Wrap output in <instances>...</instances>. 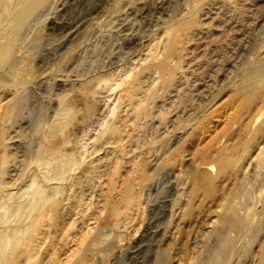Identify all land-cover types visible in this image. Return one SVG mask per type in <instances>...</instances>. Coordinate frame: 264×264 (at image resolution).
Instances as JSON below:
<instances>
[{
    "label": "rangeland",
    "instance_id": "obj_1",
    "mask_svg": "<svg viewBox=\"0 0 264 264\" xmlns=\"http://www.w3.org/2000/svg\"><path fill=\"white\" fill-rule=\"evenodd\" d=\"M126 1H128V0H126ZM232 1L233 0H210L209 3L206 4V8H205L206 11H208L210 9L211 10L210 12L212 14L209 12L208 14L206 13V15H203L202 18H203L204 26L202 27L203 29H200L201 30L200 34L196 35L194 37L195 39L193 38L194 41L192 39V40L187 41L185 44L181 45L182 50L184 52L183 53L184 57L186 56V59L184 58V63L186 65L185 67H187V69H185V67L183 68V70L180 72L181 75L179 74L180 77L182 76L181 77L182 81H181V79H179V81L176 82V84L174 85L173 88H170L167 91H162L161 94L159 95V97H157L154 101L150 100L149 103L147 104L148 107L150 108L149 113L145 114V115H141L142 117L136 116L135 112L132 109V106H134L135 103L137 104L138 102H140L143 95H142V93H138L134 96V98L131 97L130 91L128 89L129 88V82L120 86L117 89L116 94H114L113 97H109V96H106L107 92H108V91L106 92V90L104 92H102V94H101V92H98V93L93 92L92 90L93 89L95 90L96 86L94 85L95 81H91V79H92V77H94L95 75H97L101 72H104V73L109 74L111 76L113 71L118 69L120 63L109 64V65H106L107 67L105 66V64L108 60L107 56L110 54L113 47H116V49H117V47H119L115 51L116 53H122L123 52V54H125V55L127 54V53H124L125 50L122 49L124 47L120 46V43H122L124 41V38L128 35V33H126V31L119 30V28H121L124 25L122 23L133 24L134 26H136V28L138 26H140L139 29L142 27L144 28V29L142 28L140 30L138 28L136 29L137 32L140 31V33H139L140 35L142 34L141 35V38H142L141 42L137 47V48H139V47L140 48L136 50L137 52H135L134 56H131L129 58V56H127L128 54L126 55L127 56L126 61H129L131 63H136V62L139 63V62H141L142 59L137 57V56L140 53L145 54L146 51H148L147 45L154 38V35L156 36V33H157V36L161 35V33H162L161 31L164 29V27L170 23V22L166 23V22H164V20L166 18L168 19L169 16L171 17V16L175 15V12H176V16L179 17L181 15V13H183L186 10L185 8L187 7V0L186 1L185 0H183V1L182 0L181 1L180 0H178V1L174 0L175 4L173 2V6H171V8H170L172 13L169 10V12H167V13L165 12L164 14H162L164 16H162L160 13H158L157 10H153L150 13V15L147 17L149 20H151L152 24L151 23L147 24L146 21L142 22V20H145V19H143V18H145V17H143L144 16L143 14H146L145 12H143L144 9H142V8L145 5H147V3H148V5L153 6L154 5L153 0H132V4L131 5L129 4L128 7L133 6L134 8H136L134 13H136V10L138 12V8L140 11V8H141V10H143V11H141L142 14H140V12H138L137 14H134V15L129 13L131 15L130 16L127 13L128 12L127 7L120 6L118 11H116L114 13L112 12V13L106 15L105 17L100 18L99 21H96L94 24L87 26L85 31H81L80 32L81 34L78 33L79 36H78V34L76 35V37H78V40H76L75 42H72V44L70 43L73 46H70V48H67L69 46L68 45L69 43H67L66 46H64L60 50L59 53H62L64 50L68 49V50H66V52H64L65 54L63 53L61 58L58 59L59 61H57V62H55V64L51 65L50 69L48 71H46L43 75L40 76V78L43 79V85H42L43 87H41V89H40L42 91H40L39 89L37 90L38 93L40 94V95L38 94V96H39L38 100L31 101L33 103H31V102L28 103L27 108H25L26 110L28 109L27 111L25 110V114H27L25 116H27V119L28 118L29 119L27 122H25L26 124L24 123L25 125L22 126L23 128L22 127L20 128V132H21L20 140L22 139L20 142L23 143V148H25V150L30 153V151H32V149L34 147L32 145L36 144L35 148H37L38 147L37 144L39 143V141H42V142L45 141V138H46L45 136L51 131L52 126H58L61 124H65L66 128H64L63 131H59V132L57 131L59 134L56 132L55 135L52 136V139H56L60 142L59 145H60V147L63 148V150L62 151H55L54 154L46 156V157H39L37 155H34L33 153H30V154L27 153L26 154L24 152L25 156L20 155V157L18 156V157L12 158V160L9 162L8 168H9V170H11V172L9 171L11 174L8 172V174H5L2 178H0V189L2 188L0 190V210H1L0 211V225L2 224V226H0V230H1L0 231L1 232L0 237L2 236V233L4 232L7 236H12V237L16 236L15 238H19L22 235L21 233H23V231L25 230V228L27 226V223L29 221L28 219L31 217V215H34L36 213V211H38L41 208L43 203H40V202H42V200H40V198L42 197L41 199H44L46 197H49L50 195H54V196L57 195L63 199L62 200L63 203L61 204V207H62L61 208V215L56 218L53 226H51V227L47 226L48 229L46 228V226H44L45 228L43 227L45 229V231H46V229L48 230L47 231V237L45 238V241H43L44 239L43 240L41 239V241H40V239H38L41 243V247H40V250L38 252V255H40V256L36 257V262L34 264H88V263L89 264H92V263L96 264V262H97V264H106V263L107 264H115L117 262H118L117 264H157V263L163 264V261H164V264L165 263L166 264H170V263L171 264H193L198 258L203 257L204 254H205V256H207V254L209 253V248H207V247H210V245H213L215 242L212 241V239L209 242H208V240H206V231L210 230V228L213 226L214 222H216L217 216L212 215L210 217L211 220H208L207 222H205L203 224L204 226L202 225V228L200 226L196 229H191L190 232H187V234L185 233L184 236H181L182 238L180 237V239H177L178 235H180V230H179L178 226L176 225V223L173 222L169 226H165L164 223H162L164 221L163 220L164 214H163V212L161 213L160 208H161V204H163L164 197H161V196H166L167 192H165V191L167 190V185H168L167 183H169V181L173 180V179L177 180L178 183H179V180L182 182L181 184H178L175 181L176 182V188H175L176 194L175 195L179 194L183 190L186 191V189L188 187V184L186 182L190 181L189 171H190V169H192L191 166L189 168V164L193 165L194 158L196 159L195 155L198 152V149H203L204 147H207V145L214 138V136L220 135V133L225 129V127L227 126L226 122H228L227 117H229L228 113H230L233 106L235 105L232 92H233V90L238 88L239 85H241L243 76H242V70L239 69V65H235L233 68L234 62H232V64L230 63L231 62V60H230L231 55L230 54H232L231 52L235 49V47L237 45L236 43H238V40L240 39V37L245 36V35H240L239 33H236L237 35H235V33H233V32L231 33V31H228L229 29L226 27L225 22H227V20L230 18L229 17L231 15L230 13H233L234 6L238 5V7H246L247 6V7L254 8V5H253L254 3H252V1H246V0H245V2H244V0H240V2H239V0H235L233 2ZM211 2H213V3H211ZM228 2H230V3H228ZM218 3L220 4V6ZM258 3L261 4V9H263L264 8V4H263L264 0H261L260 2L258 1ZM82 4H85V3H82ZM179 4H180V7H178ZM215 4H216V6H214ZM74 7H72V8H74ZM72 8L69 10L72 11ZM120 8H122V9H120ZM172 10H174V11H172ZM231 10H232V12H230ZM70 11H66V13L69 12L67 14V16H66V13L65 14L63 13L65 16L64 15H62V16L63 17H69L71 15ZM219 11L220 12L222 11V13H220ZM72 12H73L72 13V15H73L75 13L74 9ZM158 15H161V17H163L164 19L159 17ZM165 15H167V16H165ZM151 17H153V18H151ZM220 17L222 20L219 19ZM224 17H227L228 19L224 18ZM120 18H121V20H120ZM209 19H211L212 21L210 20V22H208ZM215 19H217V20H215ZM225 19H226V21H225ZM112 20L115 22L110 23V21H112ZM116 20H118V21H116ZM156 20H158V21H156ZM204 20H206V23ZM123 21H125V22H123ZM159 21H160V23H159ZM215 21H217V22L215 23ZM220 22H222V24ZM143 23L144 24L146 23L147 25L145 24L143 26ZM217 23H219V24H217ZM212 26L215 28V30ZM147 27H148V29H147ZM217 29H219V30L217 31ZM152 30H153V32H151ZM210 31H211V33H209ZM214 31H216V33H214ZM224 31H226V32H224ZM252 31L253 32L255 31L254 34L257 33V30H252ZM89 32H90V34H89ZM143 32L144 33L148 32V33L144 34ZM220 32H221V34H220ZM210 34H212V35H210ZM217 35H219V36H217ZM117 37H119V38L122 37V38L120 40H115L113 42L114 38H117ZM204 37H206L205 38L206 41L204 40ZM230 38L232 39V41ZM216 40H218V42H216ZM222 40H224V41H222ZM233 41H235V42H233ZM116 42H118L119 45ZM189 42H192V43H190L191 45L189 44ZM209 42H211V43H209ZM220 43H222V44H220ZM225 44H227V45H225ZM234 44H235V46H234ZM208 45H210V46H208ZM108 46H112V47H108ZM233 46H234V48H233ZM107 47L109 49H107ZM190 49H191V51H190ZM193 49H195V50H193ZM119 50L120 51L122 50V52H120ZM206 50L209 53L204 52ZM255 50H257V49H255ZM185 51H187V53ZM228 51H229V53H228ZM256 52L257 53L254 56L253 60L252 61L250 60L249 62H247L249 65H252V63H254L253 65H258L261 63V59H262L261 57L263 54L258 52V51H256ZM210 53H212V54H210ZM104 55H105V58L103 59L102 57H104ZM194 55H196V56L194 57ZM216 55H217V57H216ZM55 56H57V54H54V53L51 54V57H55ZM209 56H211V57H209ZM160 57H161V55H160ZM206 59L209 60L210 62H208ZM212 59H213V61L211 62ZM221 59H223V60H221ZM224 59L226 61H224ZM196 60L199 62H197ZM52 61H54V60H52ZM142 61H143V63H146V62H144V60H142ZM204 62L206 64L209 63V64H207L208 67H207V65L205 66ZM213 62H214V64H213ZM150 63H152V61H150ZM196 64H198V65H196ZM189 65H190V67H189ZM58 66H60V67H58ZM199 67H200V70H199ZM105 68H107V69H105ZM220 68L221 69L223 68L222 71ZM136 70L138 71V69H136ZM188 70L189 71L191 70V72H189ZM201 70H202L203 74L202 73L200 74ZM81 73H83V74H81ZM147 73H149V74H147ZM142 74H143L142 75L143 80H145L144 83H146V85L148 83H150V81H152L151 79H153V77L150 78V81L148 79V76L151 74L149 69L142 70ZM211 74H212V76H211ZM43 76H44V78H43ZM214 76L217 78H215ZM189 77H190V79H189ZM195 78H199V79H195ZM157 79L154 82H156V81L158 82L159 79L158 80ZM87 80L89 82H87ZM214 80L216 82H214ZM90 83H91V85H90ZM92 83H93V86H92ZM195 84H197V85H195ZM48 85H52V90H50L51 92L48 90V87H47ZM80 86L81 87L83 86V88L84 87L85 88L84 89L82 88V90H81ZM63 87H67V89L65 88V90H64ZM191 87H192V89H191ZM193 87H194V89H193ZM229 87H230V89L228 90ZM69 89L70 90L72 89L74 91H71L72 92L71 93ZM197 89H199V90H197ZM101 90H103V89H101ZM184 90H186L185 93H184ZM196 90H197V92H196ZM201 90L203 91V93ZM56 91H57V93H56ZM87 91H88V93H87ZM187 91L189 93H191V97ZM49 92H50V94H48L49 95L48 96L47 93H49ZM68 92H69V95H68ZM41 93H42V95H41ZM43 93H45V94H43ZM54 93H56V94H54ZM65 93H67L68 97L73 96V97H71L72 100L75 103H77L76 104L77 107H75V108L73 107V109H71L70 111L67 109H64L60 106V98H61L60 94L62 96ZM90 93H92V94L95 93V94L92 96V94H90ZM74 94H75V96H74ZM176 94L179 97H177ZM56 95H58L60 98ZM101 95H103L104 97ZM41 96L42 97L44 96V97L41 98ZM82 96H84V99ZM96 96H98L100 99ZM212 96H213V98H212ZM52 97H54V98H52ZM56 97H58L59 99ZM93 97H95V98L93 99ZM205 98H206V100H205ZM39 99L40 100L43 99L42 102ZM188 99H189V102H188ZM48 100H50V101H48ZM55 101H57V102H55ZM85 101H87V102H85ZM89 101H91L90 103L97 104L98 109L90 110L88 112L87 111V105H88ZM190 101H191V103H190ZM49 102H51V104ZM53 102H55V103H53ZM78 103H80V104H78ZM145 103H147V102H145ZM204 103H205V105H204ZM174 104H175V106H174ZM46 105H49V106L46 107ZM117 105H118L119 109L121 108L119 110V114L122 112L121 115L124 116L125 118L129 119L127 122V125L125 127L126 129L121 134V138L119 137L120 134H116L113 136L106 135V134L103 135V130H104V127L107 123V121H105V120L108 119V121H109V119L114 116L113 108ZM172 105L174 108L172 107ZM195 105H196V107H194ZM231 105H232V107H231ZM31 107L34 109V111ZM45 107H46V110H45ZM54 107L57 109H54ZM193 107H194V109H193ZM126 108H127V110H125ZM74 109H75V111H74ZM213 109L215 112L213 111ZM226 109H227V111H226ZM229 109H231V110H229ZM30 110H32V111H30ZM41 111H42V113H41ZM178 111H180L181 113ZM182 112H184V113L182 114ZM33 113H35V114H33ZM80 113H82V114H80ZM88 113H89V115H88ZM110 113H111V115H110ZM78 114H80V115H78ZM81 115H83V116H81ZM125 115L126 116L128 115V116L126 117ZM98 116L100 118L103 117L104 119L100 120V118ZM156 116H158V118H156ZM223 116L224 117L226 116V118H224ZM53 117H55V118H53ZM67 117H68V119H66ZM69 117H70V119H69ZM185 118H187V119H185ZM54 119H56V120H54ZM91 119H92V121H91ZM131 119H133V120H131ZM49 121H51V122H49ZM169 121H171V122H169ZM222 121H225V123ZM93 122H95V123H93ZM159 122H160V124H159ZM27 123H28V125H27ZM67 123H70V124L68 125ZM174 123L177 126H175ZM188 123H190L189 126H188ZM214 123H216V125ZM71 124L73 125V127ZM168 124H169V126H168ZM29 125H30V127H29ZM79 125H81V126H79ZM219 125H222L221 127H224V128H220ZM74 126L77 129L74 128ZM82 126L83 127L89 126V127H87L85 129ZM217 126H219V127L216 128ZM78 127H80L79 128L80 130L78 129ZM155 127H157V128H155ZM170 128H172V129L170 130ZM180 129H182V130H180ZM77 130H79V131H77ZM35 131L38 134H36ZM64 132H66L67 136H68L67 137L68 140L65 142L62 139L63 136H61L64 134ZM79 132L82 134H80ZM32 133L35 135H33ZM41 133H43V134H41ZM178 135H180V136H178ZM205 135H207L208 137ZM31 136H32V138H31ZM57 136H60V137H57ZM26 137L29 138L28 139L29 142L26 140L27 139ZM84 137H85V139H84ZM165 137H167V138H165ZM111 138H113V139H111ZM114 138L115 139L117 138L118 140L117 139L115 140ZM132 138H134L135 140L134 139L132 140ZM23 140H26L27 142L23 141ZM89 141H90V143H89ZM104 141H106V142H104ZM115 143H117V144H115ZM13 144H15V142L12 143V147L16 148V145L14 146ZM99 144H101V145H99ZM107 144H109V145H107ZM153 144H155V145H153ZM262 144L264 145V141L261 142V146H262ZM105 145H106V147L104 148ZM196 145H198V146H196ZM190 146H192V147H190ZM13 150H15V149H13ZM66 151H70L71 153H74V156L70 157L69 155H65ZM189 151H191V152H189ZM122 154L124 157L122 156ZM256 154H257V151L253 152L252 153L253 156L251 155L250 158L245 159L242 163L241 172L247 173L246 174L247 178L245 179L244 184L240 186V195L239 196L241 197L240 199L243 200L244 199L243 197H245V195H246L245 199H248L250 202H252V204L254 202H256V199H258V201L255 205V208H254L255 216L253 218V222L255 223V225L259 229L258 233H257L258 236H257L256 240H254L253 238H250V236L248 234L245 233L243 238L239 241L240 249L237 252H235V255L233 254V256H232L233 260L231 259L230 263H228V264H264V192L263 191L258 192V191L264 190V180H263L264 174L260 175V177H259L258 175L252 173L253 165L251 164V162L253 160H255ZM182 155H183V157H182ZM32 157H35V159ZM177 157H179V158H177ZM127 158H129V159H127ZM28 159H29V161H28ZM145 160H147V161L145 162ZM168 160H170L171 163H168L169 162ZM58 161H61V162H58ZM76 161L79 163H77ZM90 161H91V163H90ZM187 161H189V162H187ZM108 163H110L111 166H113L115 168L110 167V164H108ZM128 164H130V165H128ZM41 165H43V166H41ZM78 165H79V167H78ZM81 165H82V167H81ZM103 165L105 167H102ZM131 165H133L132 168L130 167ZM164 166H166V169ZM88 167H89V169H88ZM128 167H129V169H128ZM167 167H169L170 169H168ZM140 168H142V171L140 170ZM162 168H164V169H162ZM103 169L104 170L106 169L105 170L106 172L103 171ZM136 169H137V171H136ZM84 170H85V172H84ZM109 170L111 173L108 172ZM186 170H187V172H186ZM17 171H19V172H17ZM128 171L131 174H129ZM98 172H99V174H98ZM20 173H22V174H20ZM82 173H84V175ZM104 174H106V175H104ZM169 174H170V176H168ZM97 175H98V177H97ZM21 177H23V178L21 179ZM43 178H44V180H42ZM175 178H178V179H175ZM65 179H66V182H65ZM81 179L83 181H81ZM108 179H109V181H108L109 185L107 186L108 183H106V181ZM56 180H57V182H56ZM58 180L60 183L58 182ZM50 181H51V183H50ZM63 181L65 183H63ZM84 181L87 183L85 184ZM17 182H18V184H17ZM79 182H80V184H79ZM91 182H92V184H91ZM129 182L134 185L133 191L135 192V195H137V193H139V191L142 190V186H143V184H145V187L143 188V194L141 197V199H143L142 203L139 205L137 203V206H136V202H135L134 205L132 206L133 208L131 207L128 211L122 212L120 215H113V213L111 211V206L108 205V202H110L115 197V195L118 193V191L119 192L122 191L129 184ZM36 183H37V186H36ZM43 183H45V184L43 185ZM121 183H123V184H121ZM52 184H54V185H52ZM78 184H79V186H78ZM86 185H88V187ZM184 185L186 188L184 187ZM48 186L52 187V188H49ZM85 186L88 189H86ZM119 186H121V187H119ZM3 187H5V188L3 189ZM8 187H10V189ZM80 187H82V188L84 187V188L81 189ZM260 187H261V189L259 190ZM30 188H31V190H30ZM32 188H34V189H32ZM103 188H104V190H103ZM252 188L255 190V192ZM148 189H149V191H148ZM26 191H27V194H25ZM246 191L250 194H248V195L245 194ZM29 192H31L32 195ZM242 193H244V194H242ZM261 193H262V196H261ZM44 194H45V196H44ZM150 194H152V195H150ZM153 194H154V196H153ZM143 195H144V197H143ZM25 196H26V198H25ZM43 196H44V198H43ZM34 197H36V198H34ZM82 197L85 199H88V200H85ZM87 197H89V198H87ZM94 197H95V199H92ZM28 198L29 199L31 198L33 203ZM155 198H157V200ZM186 198H188V196ZM66 200H67V202H66ZM64 201L66 204L64 203ZM146 201H148V202H146ZM157 201H159V202H157ZM35 202L36 203L38 202V203L36 204ZM123 203L124 202H122L121 204H123ZM159 204H160V206H159ZM33 206H36V207H33ZM100 206H101V208H100ZM67 207L69 209L71 207H73V208H71L69 210ZM153 207L154 208L156 207V208L154 209ZM32 208H33V210H32ZM169 208H170L169 209V215L175 214L176 217L179 216L180 209H178L177 206L174 208L173 212L171 210L172 208L171 207H169ZM158 209H159V211H158ZM131 210L133 211V213ZM26 211H27V213H26ZM31 212H32V214H31ZM66 212H68V213L70 212V213L68 214ZM71 212H72V214H71ZM129 212L131 213V217L129 215L130 214ZM97 213H99V214H97ZM126 213L128 214V216H126L127 215ZM96 214H97V216H96ZM27 216H29V217L27 218ZM151 217L154 218L153 221H152ZM156 217H158V219ZM119 218L120 219L122 218V219L119 221L120 222L119 225H116ZM24 219H25V221H24ZM65 219H66V221H65ZM73 219H75V220H73ZM150 221H151L152 225L146 226L145 223H149ZM156 221H157V223H156ZM122 222H124V223H122ZM158 222L161 223L160 224L161 226H159ZM123 224H125V225H123ZM127 224H128V227L125 228V226ZM5 226H6V228H5ZM105 227H106V229H105ZM111 227H114V229H116L117 231L114 229H111ZM122 227H123V230H125L126 232L123 230L121 231ZM156 227L158 230L156 229ZM56 228H58V229H56ZM100 231H101V238H100L99 243L96 244L97 249H95L93 251L87 250L86 248L90 244V243H88L89 240L91 242L95 238L96 233H98ZM118 232H119V234H118ZM15 233H17V234H15ZM17 235H18V237H17ZM139 235H141V236L139 237ZM144 235H146V236H144ZM147 235H148V238H147ZM50 238L52 239V241ZM112 238H114V239H112ZM157 239H158V241H157ZM176 239H177V241H176ZM128 240H130V241L132 240V241L130 242ZM127 242H129V243H127ZM0 243H1V238H0ZM140 244H142V246H140ZM153 244H155V245H153ZM205 245H208V246H205ZM12 246L13 245L9 244L5 248V250H3V252H2L1 247H0V264H5L6 259L9 257L8 255H10V253L12 252V249L14 248ZM143 246H145L146 250H144L145 248ZM160 246H161V248H159ZM117 249L119 251H117ZM110 250H112V251H110ZM154 250H155V253H154ZM101 251H103V252L100 253ZM104 251H107V252H104ZM244 251H246V252H244ZM132 252H133V254H132ZM166 252H167V254H166ZM167 255L169 256L168 258H167ZM159 256H160L161 261L159 260ZM163 256L165 258L164 260H163ZM112 258L114 259L113 261H112ZM86 259H88V261H86ZM100 259H102L103 261ZM103 262H105V263H103ZM21 263H24V259H20V264Z\"/></svg>",
    "mask_w": 264,
    "mask_h": 264
},
{
    "label": "bare ground",
    "instance_id": "obj_2",
    "mask_svg": "<svg viewBox=\"0 0 264 264\" xmlns=\"http://www.w3.org/2000/svg\"><path fill=\"white\" fill-rule=\"evenodd\" d=\"M178 1V0H177ZM181 1V0H180ZM183 1V0H182ZM186 1V0H185ZM210 0H187L186 10L181 13L179 17L175 15L169 16V18L165 19L164 22L169 23L164 29L161 31V35L156 36L150 41L148 46V51L145 54H139L137 57L141 58V62L139 63H131L126 61L127 56L129 58L134 56L138 45L141 42L140 26L136 31V26L133 24H124L119 30L126 31L128 35L124 38V41L120 43L122 49L125 50L122 53H116L115 51L119 48L113 47L110 54L107 56L108 60L105 64H115L120 63L118 69L113 71L111 76L104 72H101L94 77H92L91 81H95L94 85L96 89L92 90L93 92H104L106 90L107 95L109 97H113L116 94L117 89L129 82V91L131 97L138 93H142V99L137 104L135 103L132 106L133 111L136 116L140 117L141 115H145L149 113L150 108L148 107L149 101H154L162 91H167L170 88H173L181 77L179 76L180 72L186 66L184 63V52L182 50V44H185L187 41L192 40L196 35H199L203 23V15L208 14L211 10L206 11V4L209 3ZM235 1V0H233ZM232 1V2H233ZM252 1L254 3V8L251 7H238L234 6L233 13H230V18L227 17L226 27L231 31V33H239L241 36L236 43L235 49L231 52V64L233 63V68L235 65H239V69L242 70V82L241 85H237L238 88H234L233 97L235 105L230 111L229 117H227L228 122L225 129L220 133V135H215L214 138L209 142L207 147L203 149H198L196 153V159L194 158L193 165L189 164L192 167L189 171L190 181L186 182L188 187L179 194L175 195V188L177 180H170L167 183V192L164 197L163 204H161V213L164 214V223L165 226H169L171 223L175 222L180 230V235H178L177 239H180L181 236L187 232H190L191 229H196L198 227L211 220L210 217L212 215L217 216L216 222H214L213 226L210 230L206 231V240L208 242L212 239L215 243L210 245L209 253L207 256L196 258L197 260L193 264H228L232 259L233 254L237 252L239 247V241L243 238L244 234H248L250 238L256 240L258 236V227L253 222V218L255 216V205L258 201L252 204L248 199L243 197L240 198V186L244 184L245 179L247 178V173L241 172L242 163L245 159L250 158L253 152L257 151L256 158L251 162L253 165L252 173L256 174L260 177V175L264 174V145L261 142L264 141V8L261 9V4L258 3L261 0H246ZM256 1V2H255ZM154 5H145L140 11L138 8V12L142 14L141 11L145 12L143 14L145 20L142 22H147V24L151 23L147 17L153 10H157L161 15L165 12H169L171 6H173L174 0H153ZM240 2V0H239ZM238 2V3H239ZM245 2V0H244ZM85 3V4H82ZM182 3V2H181ZM213 3V2H211ZM215 3V2H214ZM222 3V2H221ZM230 3V2H228ZM237 3V4H238ZM129 4H132V0H0V178H2L5 174H8L9 170L8 164L12 160V158L20 157V155H24V152L27 154L28 151L23 148V143L20 142L21 132L20 128L25 125L28 121L27 114H25V108H27V104L31 101L38 100V89L40 90L43 87V79L40 78L46 71H48L51 65L55 64V62L59 61L64 52L59 53L60 50L69 43L67 48H70L72 42L78 40L76 35L81 31H85L86 27L94 24L96 21H99L100 18L105 17L110 13H114L119 10V7H127V13L137 14L133 6L128 7ZM175 4V2H174ZM219 4V3H218ZM264 4V3H263ZM182 5V4H181ZM184 5V4H183ZM75 6V7H74ZM208 6V5H207ZM216 6V4L214 5ZM218 6V5H217ZM220 6V4H219ZM223 6V5H222ZM74 7V8H72ZM142 7V6H141ZM180 7V4L179 6ZM74 9L75 13L72 15V11L69 9ZM77 8V9H76ZM209 8V7H208ZM122 9V8H120ZM180 9V8H179ZM183 9V8H182ZM181 9V10H182ZM217 9V8H216ZM220 10V9H219ZM66 11H70L71 15L69 17H63ZM174 11V10H172ZM227 11V10H226ZM225 11V12H226ZM171 12V10H170ZM220 12V11H219ZM232 12V10L230 11ZM64 13V14H63ZM69 13V12H68ZM66 13V16L67 14ZM130 13V14H129ZM157 13V14H158ZM172 13V12H171ZM180 13V12H179ZM211 13V12H210ZM222 13V11L220 12ZM224 13V12H223ZM229 13V12H228ZM116 14V13H115ZM114 14V15H115ZM170 14V13H169ZM212 14V13H211ZM210 14V15H211ZM227 14V13H226ZM124 15V14H123ZM161 15H158L161 17ZM223 15V14H222ZM65 16V15H64ZM131 16V15H130ZM142 16V15H141ZM152 16V15H151ZM164 16V15H162ZM167 16V15H165ZM208 16V15H207ZM206 16V17H207ZM216 16V15H215ZM214 16V17H215ZM219 16V15H218ZM225 16V15H224ZM210 17V16H209ZM111 18V17H110ZM153 18V17H151ZM163 18V17H161ZM217 18V17H216ZM157 19V18H156ZM164 19V18H163ZM221 19V17L219 18ZM121 20V18H120ZM159 20V19H158ZM156 20V21H158ZM209 19L208 22H210ZM217 20V19H215ZM222 20V19H221ZM118 21V20H116ZM206 23V20H204ZM212 21V20H211ZM214 21V20H213ZM226 21V19H225ZM115 22V21H110ZM125 22V21H123ZM141 22V21H140ZM162 22V21H161ZM163 22V23H164ZM217 21H215L216 23ZM128 23V22H127ZM160 23V21H159ZM222 24V22H220ZM119 24V23H118ZM141 24V23H140ZM146 24V23H145ZM143 23V26L145 25ZM146 24V25H147ZM152 24V23H151ZM209 24V23H208ZM219 24V23H217ZM111 25V24H110ZM138 25V24H137ZM155 25V24H154ZM213 25V24H212ZM215 25V24H214ZM142 26V25H141ZM149 26V25H148ZM161 26V25H160ZM225 26V25H224ZM153 27V26H152ZM210 27V26H209ZM213 27V26H212ZM216 27V26H215ZM83 28V29H82ZM151 28V27H150ZM214 28V27H213ZM82 29V30H81ZM144 29V28H143ZM148 29V27H147ZM146 29V30H147ZM211 29V28H210ZM224 29V28H223ZM88 30V29H87ZM93 30V29H92ZM145 30V31H146ZM151 30V29H150ZM149 30V31H150ZM215 30V28H214ZM219 29H217L218 31ZM222 30V29H221ZM252 30H257V33ZM91 31V30H90ZM204 31V30H203ZM207 31V30H206ZM153 32V30L151 31ZM160 32V31H159ZM205 32V31H204ZM213 32V31H212ZM226 32V31H224ZM83 33V32H82ZM114 33V32H113ZM125 33V32H124ZM144 33V32H143ZM148 32H145L146 34ZM203 33V32H202ZM211 33V31L209 32ZM216 33V31H214ZM218 33V32H217ZM81 34V33H80ZM88 34V33H87ZM90 34V32H89ZM160 34V33H159ZM204 34V33H203ZM208 34V33H207ZM221 34V32H220ZM251 34V35H250ZM254 34V35H253ZM115 35V34H114ZM118 35V34H117ZM116 35V36H117ZM148 35V34H147ZM206 35V34H205ZM212 35V34H210ZM215 35V34H214ZM227 35V34H226ZM79 36V34H78ZM115 36V37H116ZM208 36V35H207ZM219 36V35H217ZM231 36V35H230ZM234 36V35H233ZM239 36V35H238ZM237 36V37H238ZM114 37V36H113ZM112 37V38H113ZM198 37V36H197ZM200 37V36H199ZM210 37V36H209ZM212 37V36H211ZM224 37V36H223ZM232 37V36H231ZM77 38V39H76ZM111 38V39H112ZM122 38V37H121ZM121 38H114L115 40H120ZM148 38V37H147ZM206 37H204V40ZM195 39V38H194ZM193 39V41H194ZM200 39V38H199ZM209 39V38H208ZM213 39V38H212ZM219 39V38H218ZM231 39V38H230ZM238 39V38H237ZM108 40V39H107ZM203 40V41H204ZM220 40V39H219ZM227 40V39H226ZM149 41V40H148ZM197 41V40H196ZM204 41V42H205ZM209 41V40H208ZM221 41V40H220ZM224 41V40H222ZM232 41V39H231ZM120 42V41H119ZM201 42V41H200ZM218 42V40H216ZM235 42V41H233ZM71 43V44H70ZM112 43V42H111ZM118 44V42H116ZM192 42H189V44ZM194 43V42H193ZM203 43V42H202ZM211 43V42H209ZM223 43V42H222ZM220 43V44H222ZM225 43V42H224ZM107 44V43H106ZM145 44V43H144ZM196 44V43H195ZM249 44V45H248ZM113 45V44H112ZM119 45V44H118ZM191 45V44H190ZM227 45V44H225ZM189 46V45H188ZM204 46V45H203ZM210 46V45H208ZM235 46V44H234ZM233 46V48H234ZM112 47V46H108ZM107 47V49H109ZM194 47V46H193ZM212 47V46H211ZM216 47V46H215ZM250 47V48H249ZM73 48V47H72ZM98 48V47H97ZM184 48V47H183ZM210 48V47H209ZM217 48V47H216ZM249 48V49H248ZM111 49V48H110ZM186 49V48H185ZM189 49V48H188ZM205 49V48H204ZM207 49V48H206ZM213 49V48H212ZM215 49V48H214ZM257 49V50H255ZM123 50V51H124ZM195 50V49H193ZM229 50V49H228ZM145 51V50H144ZM188 51V50H187ZM187 51H185L187 53ZM191 51V49H190ZM218 51V50H217ZM256 51L262 53L261 63L258 65H249L247 62L252 61L254 56L256 55ZM202 52V51H201ZM204 52H207L204 51ZM215 52V51H214ZM225 52V51H224ZM57 54L55 57H51V54ZM102 53V52H101ZM209 53V52H207ZM219 53V52H218ZM229 53V51H228ZM65 54V53H64ZM123 54V55H122ZM189 54V53H188ZM200 54V53H199ZM206 54V53H205ZM204 54V55H205ZM212 54V53H210ZM94 55V54H93ZM161 55V57H160ZM218 55V54H217ZM216 55V57H217ZM225 55V54H224ZM102 56V55H101ZM188 56V55H187ZM196 55H194L195 57ZM199 56V55H198ZM202 56V55H201ZM227 56V55H226ZM92 57V56H91ZM189 57V56H188ZM192 57V56H191ZM211 57V56H209ZM208 57V58H209ZM220 57V56H219ZM222 57V56H221ZM103 59L105 58L102 57ZM198 58V57H197ZM213 58V57H212ZM215 58V57H214ZM101 59V58H100ZM54 60V61H52ZM190 60V59H189ZM198 60V59H197ZM196 60V61H197ZM201 60V59H200ZM204 60V59H203ZM207 60V59H206ZM219 60V59H218ZM223 60V59H221ZM152 61V63H150ZM210 62L209 60H207ZM213 59L211 60V62ZM224 61H226L224 59ZM199 62V61H197ZM203 62V61H202ZM201 62V63H202ZM195 63V62H194ZM205 63V62H204ZM227 63V62H226ZM209 64V63H207ZM205 63V66L207 65ZM214 64V62H213ZM256 64V63H255ZM103 65V64H102ZM198 65V64H196ZM220 65V64H219ZM228 65V64H227ZM192 66V65H191ZM60 67V66H58ZM107 67V66H106ZM190 67V65H189ZM193 67V66H192ZM208 67V65H207ZM212 67V66H211ZM224 67V66H223ZM230 67V66H229ZM232 68V67H231ZM83 69V68H82ZM86 69V68H85ZM97 69V68H96ZM107 69V68H105ZM138 69V71L136 70ZM149 69L151 74L148 76L152 81L146 85L145 80L142 77V70ZM187 69V67H185ZM189 69V68H188ZM197 69V68H196ZM203 69V68H202ZM207 69V68H206ZM210 69V68H209ZM208 69V70H209ZM221 69V68H220ZM219 69V70H220ZM223 69V68H222ZM221 69V71H222ZM114 70V69H113ZM195 70V69H194ZM200 70V67H199ZM234 70V69H233ZM93 71V70H92ZM189 71V70H188ZM215 71V70H214ZM51 72V71H50ZM109 72V71H108ZM107 72V73H108ZM191 72V70L189 71ZM195 72V71H194ZM200 72V71H199ZM86 73V72H85ZM110 73V72H109ZM188 73V72H187ZM196 73V72H195ZM203 74L202 70L200 74ZM205 73V72H204ZM218 73V72H217ZM221 73V72H220ZM80 74V73H79ZM83 74V73H81ZM149 74V73H147ZM190 74V73H189ZM207 74V73H206ZM209 74V73H208ZM145 75V74H144ZM181 75V74H180ZM192 75V74H191ZM210 75V74H209ZM220 75V74H219ZM228 75V74H227ZM212 76V74H211ZM216 76V75H215ZM214 76V77H215ZM225 76V75H224ZM192 77V76H191ZM226 77V76H225ZM231 77V76H230ZM44 78V76H43ZM159 80H158V79ZM200 78V77H199ZM195 78V79H199ZM217 78V77H215ZM147 79V80H148ZM158 82H154L155 80ZM190 79V77H189ZM194 79V80H195ZM207 79V78H206ZM205 79V80H206ZM230 79V78H229ZM228 79V80H229ZM204 80V79H203ZM221 80V79H220ZM90 81V82H91ZM182 81V79H181ZM201 81V80H200ZM84 82V81H83ZM87 82H89L87 80ZM214 82H216L214 80ZM74 84V83H73ZM83 84V83H82ZM178 84V83H177ZM203 84V83H202ZM206 84V83H205ZM204 84V85H205ZM219 84V83H218ZM59 85V84H58ZM63 85V84H62ZM91 85V83H90ZM89 85V86H90ZM180 85V84H179ZM188 85V84H187ZM197 85V84H195ZM203 85V86H204ZM216 85V84H215ZM220 85V84H219ZM93 86V83H92ZM178 86V85H177ZM206 86V85H205ZM45 87V86H44ZM48 90H52V85H48ZM56 87V86H55ZM81 87V86H80ZM183 87V86H182ZM202 87V86H201ZM67 87H63L65 90ZM70 88V87H69ZM83 86L81 87L82 90ZM85 88V87H84ZM83 88V89H84ZM95 88V87H94ZM176 88V87H175ZM181 88V87H180ZM186 88V87H185ZM188 88V87H187ZM198 88V87H197ZM203 88V87H202ZM208 88V87H207ZM44 89V88H43ZM92 89V88H91ZM90 89V90H91ZM103 89V90H101ZM184 89V88H183ZM192 89V87H191ZM190 89V90H191ZM194 89V87H193ZM230 87L228 88V90ZM45 90V89H44ZM70 90V89H69ZM199 90V89H197ZM196 90V92H197ZM232 90V89H231ZM42 91V90H40ZM60 91V90H59ZM67 91V90H66ZM74 91V90H70ZM77 91V90H76ZM195 91V90H194ZM202 91V90H201ZM210 91V90H209ZM212 91V90H211ZM44 92V91H43ZM51 92V91H50ZM47 93L48 94H50ZM55 92V91H54ZM62 92V91H61ZM86 92V91H85ZM90 92V91H89ZM186 90H184V93ZM188 92V91H187ZM205 92V91H204ZM57 93V91H56ZM54 93V94H56ZM60 93V92H59ZM72 93V92H71ZM70 93V94H71ZM82 93V92H81ZM88 93V91H87ZM181 93V92H180ZM183 93V92H182ZM189 93V92H188ZM187 93V94H188ZM201 93V92H200ZM203 93V91H202ZM231 93V92H230ZM45 94V93H43ZM83 94V93H82ZM92 94V93H90ZM95 93L92 94V96ZM40 95V94H39ZM42 95V93H41ZM69 95V92H68ZM67 93L60 97V106L64 109L71 110L73 107H77L76 104L71 97H68ZM104 95V94H103ZM101 95V96H103ZM172 95V94H171ZM184 95V94H183ZM191 97V93H189ZM194 95V94H193ZM199 95V94H198ZM202 95V94H201ZM207 95V94H206ZM49 96V95H48ZM53 96V95H52ZM75 96V94H74ZM78 96V95H77ZM80 96V95H79ZM162 96V95H161ZM177 96V94H176ZM204 96V95H203ZM202 96V97H203ZM44 97V96H43ZM41 96V98H43ZM47 97V96H46ZM56 97V98H58ZM84 99V96H82ZM91 97V96H90ZM98 97V96H96ZM104 97V96H103ZM164 97V96H163ZM168 97V96H167ZM174 97V96H173ZM179 97V96H177ZM186 97V96H185ZM184 97V98H185ZM189 97V96H188ZM51 98V97H50ZM54 98V97H52ZM58 98V99H59ZM95 97H93L94 99ZM99 98V97H98ZM108 98V97H107ZM169 98V97H168ZM172 98V97H171ZM181 98V97H180ZM183 98V97H182ZM213 98V96H212ZM231 98V97H230ZM82 99V100H83ZM100 99V98H99ZM129 99V98H128ZM187 99V98H186ZM201 99V98H200ZM229 99V98H228ZM40 100V99H39ZM43 100V99H42ZM42 100H40L42 102ZM76 100V99H75ZM87 100V99H86ZM103 100V99H102ZM145 100V101H144ZM170 100V99H169ZM174 100V99H173ZM172 100V101H173ZM185 100V99H184ZM191 100V99H190ZM194 100V99H193ZM206 100V98H205ZM50 101V100H48ZM84 101V100H83ZM100 101V100H99ZM104 101V100H103ZM107 101V100H106ZM116 101V100H115ZM130 101V100H129ZM165 101V100H164ZM178 101V100H177ZM37 102V101H36ZM57 102V101H55ZM53 102V103H55ZM78 102V101H77ZM87 102V101H85ZM89 101L87 105V111L98 109L97 104L90 103ZM94 102V101H93ZM121 102V101H120ZM147 102V103H145ZM160 102V101H159ZM171 102V101H170ZM179 102V101H178ZM184 102V101H183ZM189 102V99H188ZM202 102V101H201ZM33 103V102H31ZM40 103V102H39ZM45 103V102H44ZM43 103V104H44ZM51 104V102H49ZM48 103V104H49ZM52 103V104H53ZM97 103V102H96ZM105 103V102H104ZM163 103V102H162ZM186 103V102H185ZM184 103V104H185ZM191 103V101H190ZM80 104V103H78ZM166 104V103H165ZM198 104V103H197ZM201 104V103H200ZM232 104V103H231ZM36 105V104H35ZM55 105V104H54ZM53 105V106H54ZM115 105V104H114ZM113 105V106H114ZM129 105V104H128ZM177 105V104H176ZM188 105V104H187ZM205 105V103H204ZM230 105V104H229ZM49 105H46V107ZM51 106V105H50ZM52 106V107H53ZM57 106V105H56ZM157 106V105H156ZM175 106V104H174ZM179 106V105H178ZM184 106V105H183ZM189 106V105H188ZM39 107V106H38ZM41 107V106H40ZM45 107V110H46ZM51 107V108H52ZM129 107V106H128ZM127 107V108H128ZM160 107V106H159ZM173 107V105H172ZM186 107V106H185ZM196 107V105L194 106ZM193 107V109H194ZM232 107V105H231ZM30 108V107H29ZM32 108V107H31ZM50 108V107H49ZM61 108V109H62ZM81 108V107H80ZM83 108V107H82ZM109 108V107H108ZM127 108L125 110H127ZM174 108V107H173ZM172 108V109H173ZM192 108V107H191ZM209 108V107H208ZM229 108V107H228ZM227 108V109H228ZM33 109V108H32ZM40 109V108H39ZM42 109V108H41ZM53 109V108H52ZM54 109H57L54 107ZM77 109V108H76ZM102 109V108H101ZM105 109V108H104ZM121 109V108H120ZM118 105L113 108L114 116L112 118L105 120L107 121L103 135H116L121 134L126 129V125L129 119L122 116V112L119 114ZM124 109V108H123ZM171 109V108H170ZM178 109V108H177ZM182 109V108H181ZM180 109V110H181ZM185 109V108H184ZM189 109V108H188ZM226 109V111H227ZM28 110V109H27ZM26 110V111H27ZM36 110V109H35ZM50 110V109H49ZM81 110V109H80ZM124 110V111H125ZM183 110V109H182ZM221 110V109H220ZM32 111V110H30ZM34 111V109H33ZM73 111V110H72ZM75 111V109H74ZM82 111V110H81ZM80 111V112H81ZM103 111V110H102ZM131 111V110H130ZM188 111V110H187ZM214 111V109H213ZM108 112V111H107ZM127 112V111H126ZM180 112V111H178ZM191 112V111H190ZM215 112V111H214ZM42 113V111H41ZM45 113V112H44ZM43 113V114H44ZM54 113V112H53ZM83 113V112H82ZM80 113V114H82ZM105 113V112H104ZM124 113V112H123ZM158 113V112H157ZM181 113V112H180ZM184 112H182L183 114ZM193 113V112H192ZM30 114V113H29ZM35 114V113H33ZM42 114V115H43ZM61 114V113H60ZM76 114V113H75ZM78 114V115H80ZM94 114V113H93ZM117 114V115H116ZM127 114V113H126ZM173 114V113H172ZM171 114V115H172ZM175 114V113H174ZM190 114V113H189ZM212 114V113H211ZM221 114V113H220ZM73 115V114H72ZM77 115V114H76ZM89 115V113H88ZM101 115V114H100ZM104 115V114H103ZM111 115V113H110ZM208 115V114H207ZM224 115V114H223ZM45 116V115H44ZM75 116V115H74ZM83 116V115H81ZM107 116V115H106ZM109 116V115H108ZM126 116V115H125ZM128 116V115H127ZM126 116V117H127ZM131 116V115H130ZM177 116V115H176ZM181 116V115H180ZM188 116V115H187ZM209 116V115H208ZM52 117V116H51ZM62 117V116H61ZM99 117V116H98ZM142 117V116H141ZM160 117V116H159ZM168 117V116H167ZM220 117V116H219ZM224 117V116H223ZM33 118V117H32ZM55 118V117H53ZM58 118V117H57ZM78 118V117H77ZM100 118V117H99ZM131 118V117H130ZM150 118V117H149ZM158 118V116H156ZM181 118V117H180ZM188 118V117H187ZM185 118V119H187ZM226 118V116L224 117ZM223 118V119H224ZM37 119V118H36ZM68 119V117L66 118ZM70 119V117H69ZM72 119V118H71ZM75 119V118H74ZM73 119V120H74ZM88 119V118H87ZM95 119V118H94ZM104 119L103 117L100 118ZM135 119V118H134ZM173 119V118H172ZM182 119V118H181ZM43 120V119H42ZM52 120V119H51ZM56 120V119H54ZM58 120V119H57ZM65 120V119H64ZM96 120V119H95ZM133 120V119H131ZM151 120V119H150ZM214 120V119H213ZM226 120V121H227ZM53 121V120H52ZM67 121V120H66ZM92 121V119H91ZM94 121V120H93ZM144 121V120H143ZM209 121V120H208ZM48 122V121H47ZM51 122V121H49ZM59 122V121H58ZM64 122V121H63ZM77 122V121H76ZM82 122V121H81ZM89 122V121H88ZM131 122V121H130ZM145 122V121H144ZM171 122V121H169ZM176 122V121H175ZM190 122V121H189ZM215 122V121H214ZM225 123V121H222ZM25 123V124H24ZM65 123V122H64ZM80 123V122H79ZM85 123V122H84ZM92 123V122H91ZM95 123V122H93ZM221 123V122H220ZM32 124V123H31ZM47 124V123H46ZM59 124V123H58ZM68 125L70 123H67ZM73 124V123H72ZM71 124V125H72ZM103 124V123H102ZM135 124V123H134ZM149 124V123H148ZM160 124V122H159ZM190 123H188L189 126ZM193 124V123H192ZM208 124V123H207ZM216 125V123H214ZM222 124V123H221ZM28 125V123H27ZM50 125V124H49ZM78 125V124H77ZM89 125V124H88ZM131 125V124H130ZM167 125V124H166ZM175 126H177L174 123ZM223 125V124H222ZM222 125H219L220 128ZM81 126V125H79ZM91 126V125H90ZM134 126V125H133ZM156 126V125H155ZM158 126V125H157ZM169 126V124H168ZM171 126V125H170ZM174 126V127H175ZM209 126V125H208ZM217 126L216 128H218ZM30 127V125H29ZM37 127V126H36ZM73 127V125H72ZM83 127V126H82ZM89 126L83 127L87 128ZM143 127V126H142ZM204 127V126H203ZM23 128V127H22ZM65 124H61L58 126H52L51 131L45 136V141H39L37 144V148L34 146L30 153L37 155L39 157H46L55 153V151H62L63 148L60 147V142L56 139H52V136L58 131H63ZM74 128H76L74 126ZM80 127H78L79 129ZM102 128V127H101ZM157 128V127H155ZM214 128V127H213ZM46 129V128H45ZM77 129V128H76ZM75 129V130H76ZM99 129V128H98ZM172 128H170L171 130ZM212 129V128H211ZM27 130V129H26ZM67 130V129H66ZM65 130V131H66ZM71 130V129H70ZM80 130V129H79ZM77 130V131H79ZM179 130V129H178ZM182 130V129H180ZM184 130V129H183ZM210 130V129H209ZM37 131V130H36ZM35 131V132H36ZM82 131V130H81ZM88 131V130H87ZM93 131V130H92ZM132 131V130H131ZM177 131V130H176ZM218 131V130H217ZM57 132V133H58ZM89 132V131H88ZM129 132V131H128ZM183 132V131H182ZM23 133V132H22ZM34 133V132H33ZM32 133V134H33ZM44 133V132H43ZM41 133V134H43ZM80 133V132H79ZM131 133V132H130ZM178 133V132H177ZM181 133V132H180ZM216 133V132H215ZM31 134V135H32ZM36 134H38L36 132ZM40 134V135H41ZM59 134V133H58ZM75 134V133H74ZM82 134V133H80ZM129 134V133H128ZM185 134V133H184ZM183 134V135H184ZM213 134V133H212ZM35 135V134H33ZM45 135V134H44ZM73 135V134H72ZM177 135V134H176ZM62 139L67 141V133L64 132ZM110 136V137H111ZM131 136V135H130ZM180 136V135H178ZM207 136V135H205ZM41 137V136H40ZM60 137V136H57ZM95 137V136H94ZM116 137V136H115ZM208 137V136H207ZM210 137V136H209ZM23 138V137H22ZM27 138V137H26ZM32 138V136H31ZM118 138V137H117ZM116 138V139H117ZM167 138V137H165ZM164 138V139H165ZM25 139V138H24ZM29 138L26 140L28 141ZM41 139V138H40ZM81 139V138H80ZM85 139V137H84ZM104 139V138H103ZM113 139V138H111ZM115 139V138H114ZM115 139V140H116ZM134 138H132L133 140ZM163 139V140H164ZM23 140V141H26ZM118 140V139H117ZM135 140V139H134ZM179 140V139H178ZM26 141V142H27ZM37 141V140H36ZM62 141V140H61ZM80 141V140H79ZM113 141V140H112ZM111 141V142H112ZM123 141V140H122ZM161 141V140H160ZM170 141V140H169ZM203 141V140H202ZM15 147H12V143ZM29 142V141H28ZM63 142V141H62ZM106 142V141H104ZM193 142V141H192ZM34 143V142H33ZM90 143V141H89ZM101 143V142H100ZM110 143V142H109ZM113 143V142H112ZM131 143V142H130ZM129 143V144H130ZM202 143V142H201ZM76 144V143H75ZM104 144V143H103ZM106 144V143H105ZM117 144V143H115ZM175 144V143H174ZM180 144V143H179ZM189 144V143H188ZM90 145V144H89ZM94 145V144H93ZM101 145V144H99ZM109 145V144H107ZM113 145V144H112ZM111 145V146H112ZM155 145V144H153ZM203 145V144H202ZM88 146V145H87ZM86 146V147H87ZM115 146V145H114ZM130 146V145H129ZM174 146V145H173ZM198 146V145H196ZM106 145L104 146V148ZM176 147V146H175ZM192 147V146H190ZM195 147V146H194ZM193 147V148H194ZM117 148V147H116ZM196 148V147H195ZM15 149V150H13ZM74 149V148H73ZM88 149V148H87ZM98 149V148H97ZM30 150V149H29ZM68 150V149H67ZM79 150V149H78ZM77 150V151H78ZM101 150V149H100ZM125 150V149H124ZM83 151V150H82ZM131 151V150H130ZM142 151V150H141ZM167 151V150H166ZM170 151V150H169ZM132 152V151H131ZM134 152V151H133ZM138 152V151H137ZM191 152V151H189ZM29 153V154H30ZM61 153V152H60ZM65 155H69L70 157L74 156V153L70 151H66ZM123 153V152H122ZM77 155V154H76ZM92 155V154H91ZM130 155V154H129ZM25 156V155H24ZM121 156V155H120ZM123 156V154H122ZM144 156V155H143ZM164 156V155H163ZM192 156V155H191ZM253 156V155H252ZM29 157V156H28ZM54 157V156H53ZM79 157V156H78ZM119 157V156H118ZM124 157V156H123ZM183 157V155H182ZM35 159V157H32ZM49 158V157H48ZM63 158V157H62ZM121 158V157H120ZM157 158V157H156ZM163 158V157H162ZM169 158V157H168ZM179 158V157H177ZM252 158V157H251ZM40 159V158H39ZM78 159V158H77ZM125 159V158H124ZM129 159V158H127ZM193 159V158H192ZM54 160V159H53ZM58 160V159H57ZM114 160V159H113ZM117 160V159H116ZM119 160V159H118ZM121 160V159H120ZM126 160V159H125ZM20 161V160H19ZM29 161V159H28ZM32 161V160H31ZM62 161V160H61ZM58 161V162H61ZM122 161V160H121ZM147 160H145L146 162ZM159 161V160H158ZM168 163H171L168 160ZM77 162V161H76ZM87 162V161H86ZM85 162V163H86ZM94 162V161H93ZM116 162V161H115ZM127 162V161H126ZM130 162V161H129ZM128 162V163H129ZM138 162V161H137ZM189 162V161H187ZM43 163V162H42ZM79 163V162H77ZM91 163V161H90ZM113 163V162H112ZM121 163V162H120ZM159 163V162H158ZM162 163V162H161ZM192 163V162H191ZM23 164V163H22ZM34 164V163H33ZM32 164V165H33ZM45 164V163H44ZM63 164V163H62ZM110 164V163H108ZM125 164V163H124ZM127 164V163H126ZM107 165V164H106ZM130 165V164H128ZM134 165V164H133ZM131 165L130 167L132 168ZM156 165V164H155ZM19 166V165H18ZM21 166V165H20ZM23 166V165H22ZM43 166V165H41ZM109 166V165H108ZM141 166V165H140ZM173 166V165H172ZM45 167V166H44ZM79 167V165H78ZM82 167V165H81ZM102 167H105L104 165ZM101 167V168H102ZM110 167L115 168L113 166ZM109 167V168H110ZM118 167V166H117ZM142 167V166H141ZM166 169V166H164ZM18 168V167H17ZM16 168V169H17ZM94 168V167H93ZM100 168V169H101ZM170 169L169 167H167ZM20 169V168H19ZM89 169V167H88ZM107 169V168H106ZM105 169V170H106ZM129 169V167H128ZM164 169V168H162ZM64 170V169H63ZM72 170V169H71ZM103 169V171H105ZM112 170V169H111ZM115 170V169H114ZM132 170V169H131ZM142 171V168H140ZM188 170V169H187ZM186 170V172H187ZM14 171V170H13ZM101 171V170H100ZM130 171V170H129ZM128 171V172H129ZM137 171V169H136ZM140 171V172H141ZM243 171V170H242ZM9 172V173H10ZM19 172V171H17ZM33 172V171H32ZM43 172V171H42ZM59 172V171H58ZM76 172V171H75ZM85 172V170H84ZM106 172V171H105ZM110 172V170L108 171ZM107 172V173H108ZM117 172V171H116ZM131 172V171H130ZM129 172V174H131ZM244 172V171H243ZM35 173V172H34ZM45 173V172H44ZM67 173V172H66ZM106 173V174H107ZM111 173V172H110ZM127 173V172H126ZM171 173V172H170ZM11 174V173H10ZM14 174V173H13ZM22 174V173H20ZM37 174V173H36ZM46 174V173H45ZM75 174V173H74ZM84 175V173H82ZM99 174V172H98ZM104 174V175H106ZM135 174V173H134ZM19 175V174H18ZM38 175V174H37ZM73 175V174H72ZM82 175V176H83ZM87 175V174H86ZM10 176V175H9ZM14 176V175H13ZM68 176V175H67ZM110 176V175H109ZM108 176V177H109ZM115 176V175H114ZM122 176V175H121ZM125 176V175H124ZM129 176V175H128ZM170 176V174L168 175ZM172 176V175H171ZM39 177V176H38ZM80 177V176H79ZM88 177V176H87ZM98 177V175H97ZM96 177V178H97ZM23 177H21L22 179ZM50 178V177H49ZM61 178V177H60ZM139 178V177H138ZM137 178V179H138ZM170 178V177H169ZM188 178V179H189ZM20 179V180H21ZM26 179V178H25ZM40 179V178H39ZM51 179V178H50ZM53 179V178H52ZM57 179V178H56ZM71 179V178H70ZM92 179V178H91ZM112 179V178H111ZM125 179V178H124ZM171 179V178H170ZM178 179V178H175ZM263 179V178H262ZM261 179V180H262ZM15 180V179H14ZM44 180V178L42 179ZM49 180V179H48ZM88 180V179H87ZM132 180V179H131ZM252 180V179H251ZM264 180V179H263ZM262 180V181H263ZM38 181V180H37ZM55 181V180H54ZM81 181H83L81 179ZM109 179L106 181L108 183ZM176 181V182H175ZM261 181V182H262ZM19 182V181H18ZM17 182V184H18ZM46 182V181H45ZM57 182V180H56ZM59 182V180H58ZM66 182V179H65ZM63 181V183H65ZM78 182V181H77ZM85 182V181H84ZM83 182V183H84ZM89 182V181H88ZM97 182V181H96ZM167 182V181H166ZM15 183V182H14ZM25 183V182H24ZM51 183V181H50ZM49 183V184H50ZM55 183V182H54ZM60 183V182H59ZM58 183V184H59ZM70 183V182H69ZM87 182H85L86 184ZM118 183V182H117ZM178 183V182H177ZM182 182L179 180L178 184ZM45 183H43L44 185ZM57 184V183H56ZM80 184V182H79ZM78 184V186H79ZM84 184V185H85ZM90 184V183H89ZM92 184V182H91ZM90 184V185H91ZM123 184V183H121ZM177 184V185H178ZM257 184V183H256ZM5 185V184H4ZM8 185V184H7ZM42 185V184H41ZM48 185V184H47ZM54 185V184H52ZM51 185V186H52ZM62 185V184H61ZM70 185V184H69ZM83 185V184H82ZM109 183L107 184V186ZM32 186V185H31ZM35 186V185H34ZM33 186V187H34ZM37 186V183H36ZM57 186V185H56ZM63 186V185H62ZM71 186V185H70ZM88 187V185H86ZM85 186L86 189H88ZM179 186V185H178ZM187 186V185H186ZM17 187V186H16ZM45 187V186H44ZM49 187V186H48ZM58 187V186H57ZM65 187V186H64ZM77 187V186H76ZM121 187V186H119ZM125 187V186H124ZM134 185L129 182V184L122 190L118 191L115 197L108 202V205L111 206V211L113 215H120L122 212L128 211L136 202L138 205L142 203L141 197L143 194V188L145 184L142 186V190L135 195L133 191ZM185 187V185H184ZM183 187V188H184ZM246 187V186H245ZM259 187V186H258ZM5 187H3L4 189ZM10 189V187H8ZM7 188V189H8ZM40 188V187H39ZM47 188V187H46ZM52 188V187H49ZM54 188V187H53ZM83 189L82 187H80ZM108 188V187H107ZM186 188V187H185ZM254 188V187H253ZM252 188V189H253ZM2 189V188H1ZM0 189V190H1ZM34 189V188H32ZM36 189V188H35ZM45 189V188H44ZM116 189V188H115ZM152 189V188H151ZM256 189V188H255ZM261 187L259 188V190ZM31 190V188H30ZM29 190V191H30ZM43 190V189H42ZM58 190V189H57ZM85 190V189H84ZM104 190V188H103ZM247 190V189H246ZM249 190V189H248ZM254 190V189H253ZM54 191V190H53ZM106 191V190H105ZM149 191V189H148ZM151 191V190H150ZM153 191V190H152ZM264 192V190L258 192ZM37 192V191H36ZM35 192V193H36ZM52 192V191H51ZM87 192V191H86ZM112 192V191H111ZM163 192V191H162ZM255 192V190H254ZM31 194V192H29ZM28 193V194H29ZM70 193V192H69ZM84 193V192H83ZM103 193V192H102ZM257 193V192H256ZM255 193V194H256ZM27 194V191L26 193ZM46 194V193H45ZM44 194V196H45ZM86 194V193H85ZM91 194V193H90ZM95 194V193H94ZM145 194V193H144ZM156 194V193H155ZM244 194V193H242ZM245 194H250L247 191ZM254 194V193H253ZM32 195V194H31ZM42 195V194H41ZM62 195V194H61ZM93 195V194H92ZM98 195V194H97ZM104 195V194H103ZM152 195V194H150ZM257 195V194H256ZM260 195V194H259ZM30 196V195H29ZM40 196V195H39ZM43 196V198H44ZM77 196V195H76ZM154 196V194H153ZM188 196V198H186ZM242 196V195H241ZM262 196V193H261ZM32 197V196H31ZM37 197V196H36ZM34 197V198H36ZM41 197V196H40ZM79 197V196H78ZM85 197V196H84ZM144 197V195H143ZM152 197V196H151ZM248 197V196H247ZM256 197V196H255ZM260 197V196H259ZM26 198V196H25ZM33 198V197H32ZM38 198V197H37ZM42 198V197H41ZM43 203L41 208L36 211L34 215L28 219L27 226L22 235L19 238H15L16 236H7L4 232L2 233L0 247L3 252L5 248L10 244L14 247L9 257L6 259L5 264H20V259H24V263L21 264H34L36 262V257L41 247V239L45 241L47 237V226L51 227L55 223V220L58 216L61 215V204L62 198L57 195H50L44 199H41ZM83 198V197H82ZM89 198V197H87ZM91 198V197H90ZM102 198V197H101ZM149 198V197H148ZM263 198V197H262ZM29 199V198H28ZM69 199V198H68ZM85 199V198H83ZM92 199H95L92 198ZM91 199V200H92ZM157 200V198H155ZM159 199V198H158ZM162 199V198H161ZM31 200V198L29 199ZM35 200V199H34ZM65 200V199H64ZM88 200V199H85ZM90 200V199H89ZM99 200V199H98ZM160 200V199H159ZM253 200V199H252ZM28 201V200H27ZM26 201V202H27ZM101 201V200H100ZM103 201V200H102ZM105 201V200H104ZM23 202V201H22ZM32 202V200H31ZM39 202V201H38ZM37 202V203H38ZM67 202V200H66ZM89 202V201H88ZM124 202L123 204H121ZM148 202V201H146ZM159 202V201H157ZM29 203V202H28ZM33 203V202H32ZM36 203V202H35ZM36 203V204H37ZM39 203V204H40ZM65 203V201H64ZM69 203V202H68ZM67 203V204H68ZM73 203V202H72ZM156 203V202H155ZM66 204V203H65ZM70 204V203H69ZM90 204V203H89ZM101 204V203H100ZM99 204V205H100ZM105 204V203H104ZM148 205V204H147ZM27 206V205H26ZM37 206V205H36ZM33 206V207H36ZM39 206V207H40ZM69 206V205H68ZM71 206V205H70ZM79 206V205H78ZM145 206V205H144ZM152 206V205H151ZM160 206V204H159ZM180 209L179 216L176 217L175 214L169 215V207H171L172 212L175 207ZM81 207V206H80ZM79 207V208H80ZM140 207V206H139ZM147 207V206H146ZM68 208V207H67ZM73 208V207H71ZM70 208V209H71ZM101 208V206H100ZM133 208V207H132ZM148 208V207H147ZM154 208V207H153ZM156 208V207H155ZM154 208V209H155ZM65 209V208H64ZM69 209V208H68ZM69 209V210H70ZM139 209V208H138ZM26 210V209H25ZM29 210V209H28ZM33 210V208H32ZM68 210V211H69ZM1 211V210H0ZM19 211V210H18ZM64 211V210H63ZM104 211V210H103ZM132 211V210H131ZM130 211V212H131ZM151 211V210H150ZM149 211V212H150ZM155 211V210H154ZM159 211V209H158ZM30 212V211H29ZM35 212V211H34ZM33 212V213H34ZM129 212V213H130ZM157 212V211H156ZM8 213V212H7ZM27 213V211H26ZM25 213V214H26ZM68 213V212H66ZM70 213V212H69ZM68 213V214H69ZM133 213V211H132ZM153 213V212H152ZM29 214V213H28ZM32 214V212H31ZM72 214V212H71ZM99 214V213H97ZM96 214V216H97ZM124 214V213H123ZM127 214V213H126ZM135 214V213H134ZM143 214V213H142ZM151 214V213H150ZM154 214V213H153ZM65 215V214H64ZM131 217V213L129 214ZM15 216V215H14ZM19 216V215H18ZM128 216V214L126 215ZM125 216V217H126ZM133 216V215H132ZM158 216V215H157ZM20 217V216H19ZM29 216H27L28 218ZM75 217V216H74ZM153 217V216H152ZM151 217V218H152ZM15 218V217H14ZM24 218V217H23ZM67 218V217H66ZM78 218V217H77ZM123 218V217H122ZM121 218V219H122ZM127 218V217H126ZM150 218V219H151ZM158 219V217H156ZM161 218V217H160ZM17 219V218H16ZM21 219V218H20ZM117 221L116 225H119V221ZM125 219V218H124ZM123 219V220H124ZM154 218H152L153 221ZM75 220V219H73ZM142 220V219H141ZM161 220V219H160ZM12 221V220H11ZM22 221V220H21ZM25 221V219H24ZM59 221V220H58ZM57 221V222H58ZM64 221V220H63ZM66 221V219H65ZM64 221V222H65ZM71 221V220H70ZM69 221V222H70ZM24 223V222H23ZM59 223V222H58ZM124 223V222H122ZM145 223V222H144ZM157 223V221H156ZM159 223V222H158ZM126 224V223H125ZM123 224V225H125ZM141 224V223H140ZM161 223H159V226ZM210 224V223H209ZM67 225V224H66ZM131 225V224H130ZM143 225V224H142ZM145 225H152L151 221L149 223H145ZM154 225V224H153ZM175 225V226H176ZM2 226V224L0 225ZM19 226V225H18ZM21 226V225H20ZM46 226V231L45 227ZM62 226V225H61ZM133 226V225H132ZM144 226V225H143ZM145 226V227H146ZM156 226V225H155ZM158 226V225H157ZM163 226V225H162ZM164 226V227H165ZM204 226V225H203ZM8 227V226H7ZM15 227V226H14ZM44 227V228H43ZM78 227V226H77ZM128 227V224L125 228ZM130 227V226H129ZM144 227V228H145ZM4 228V227H3ZM6 228V226H5ZM143 228V229H144ZM160 228V227H159ZM58 229V228H56ZM68 229V228H67ZM106 229V227H105ZM114 229V227H111ZM147 229V228H146ZM155 229V228H154ZM157 229V227H156ZM66 230V229H65ZM72 230V229H71ZM116 230V229H114ZM113 230V231H114ZM123 227L121 228V231ZM152 230V229H151ZM158 230V229H157ZM166 230V229H165ZM1 231V230H0ZM8 231V230H7ZM68 231V230H67ZM110 231V230H109ZM112 231V230H111ZM117 231V230H116ZM125 231V230H123ZM129 231V230H128ZM127 231V232H128ZM160 231V230H159ZM162 231V230H161ZM11 232V231H10ZM80 232V231H79ZM120 232V231H119ZM118 232V234H119ZM126 232V231H125ZM139 232V231H138ZM142 232V231H141ZM140 232V233H141ZM1 233V232H0ZM56 233V232H55ZM152 233V232H151ZM17 234V233H15ZM50 234V233H49ZM52 234V233H51ZM116 234V233H115ZM132 234V233H131ZM40 235V236H39ZM81 235V234H80ZM156 235V234H155ZM54 236V235H53ZM95 236V235H94ZM132 236V235H131ZM141 235H139L140 237ZM146 236V235H144ZM18 237V235H17ZM40 237V238H39ZM136 237V236H135ZM156 237V236H155ZM154 237V238H155ZM158 237V236H157ZM175 237V236H174ZM248 237V236H247ZM53 238V237H52ZM101 238V231L96 233L95 238L90 242L87 246V250H95L96 244L99 243ZM144 238V237H143ZM148 238V235H147ZM182 238V237H181ZM186 238V237H185ZM188 238V237H187ZM40 239V241L38 240ZM51 239V238H50ZM91 239V238H90ZM114 239V238H112ZM130 239V238H129ZM134 239V238H133ZM176 239V241H177ZM80 240V239H79ZM82 240V239H81ZM139 240V239H138ZM137 240V241H138ZM39 241V242H38ZM49 241V240H48ZM52 241V239H51ZM130 241V240H128ZM132 241V240H131ZM130 241V242H131ZM142 241V240H141ZM154 241V240H153ZM158 241V239H157ZM47 242V241H46ZM125 242V241H124ZM173 242V241H172ZM129 243V242H127ZM133 243V242H132ZM135 243V242H134ZM156 243V242H155ZM120 244V243H119ZM146 245V244H145ZM152 245V244H151ZM155 245V244H153ZM100 246V245H99ZM114 246V245H113ZM142 246V244H140ZM208 246V245H205ZM251 246V245H250ZM10 247V246H9ZM8 247V248H9ZM122 247V246H121ZM133 247V246H132ZM145 248V246H143ZM151 247V246H150ZM114 248V247H113ZM135 248V247H134ZM142 248V247H141ZM161 248V246L159 247ZM176 248V247H175ZM174 248V249H175ZM179 248V247H178ZM244 248V247H243ZM250 248V247H249ZM43 249V248H42ZM99 249V248H98ZM167 249V248H166ZM169 249V248H168ZM246 249V248H245ZM121 250V249H120ZM125 250V249H124ZM135 250V249H134ZM146 250V248L144 249ZM153 250V249H152ZM151 250V251H152ZM158 250V249H157ZM160 250V249H159ZM170 250V249H169ZM108 251V250H107ZM104 251V252H107ZM112 251V250H110ZM117 251H119L117 249ZM130 251V250H129ZM138 251V250H137ZM101 251L100 253H102ZM121 252V251H120ZM134 252V251H133ZM132 252V254H133ZM143 252V251H142ZM141 252V253H142ZM246 252V251H244ZM117 253V252H116ZM130 253V252H129ZM155 253V250H154ZM170 253V252H169ZM104 254V253H103ZM121 254V253H120ZM119 254V255H120ZM135 254V253H134ZM138 254V253H137ZM160 254V253H159ZM167 254V252H166ZM98 255V254H97ZM118 255V254H117ZM124 255V254H123ZM128 255V254H127ZM202 255V254H201ZM83 256V255H82ZM105 256V255H104ZM121 256V255H120ZM143 256V255H142ZM141 256V257H142ZM149 256V255H148ZM162 256V255H161ZM243 256V255H242ZM101 257V256H100ZM133 257V256H132ZM140 257V256H139ZM150 257V256H149ZM169 256L167 255V258ZM235 257V256H234ZM47 258V257H46ZM91 258V257H90ZM43 259V258H42ZM96 259V258H95ZM94 259V260H95ZM122 259V258H121ZM144 259V258H143ZM163 256V260H164ZM97 260V259H96ZM95 260V261H96ZM102 260V259H100ZM109 260V259H108ZM114 259L112 258V261ZM118 260V259H117ZM146 260V259H145ZM159 260L160 256H159ZM158 260V261H159ZM233 260V259H232ZM48 261V260H47ZM88 261V259H86ZM103 261V260H102ZM119 261V260H118ZM125 261V260H124ZM157 261V262H158ZM242 261V260H241ZM257 261V260H256ZM255 261V262H256ZM117 262V261H116ZM123 262V261H122ZM151 262V261H150ZM155 262V261H154ZM167 262V261H166ZM260 262V261H259ZM105 263V262H103ZM114 263V262H113ZM118 263V262H117ZM115 263V264H117ZM128 263V262H127ZM235 263V262H234ZM89 264V263H88ZM93 264V263H92ZM97 264V262H96ZM107 264V263H106ZM159 264V263H157ZM164 264V261H163ZM166 264V263H165ZM171 264V263H170Z\"/></svg>",
    "mask_w": 264,
    "mask_h": 264
}]
</instances>
